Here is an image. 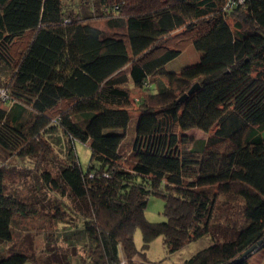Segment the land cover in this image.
<instances>
[{
    "label": "trees",
    "instance_id": "obj_1",
    "mask_svg": "<svg viewBox=\"0 0 264 264\" xmlns=\"http://www.w3.org/2000/svg\"><path fill=\"white\" fill-rule=\"evenodd\" d=\"M225 5L0 0V149L46 155L59 131L66 157L43 184L73 207L56 197L49 217L80 220L58 230L64 247L46 237L45 258L11 248L0 264H133L137 228L142 255L157 236L168 252L209 236L181 264H250L264 249V0ZM185 44L196 60L168 67ZM131 86L142 92L134 108ZM103 88L119 100L101 98ZM192 128L205 136L184 152ZM75 141L90 149L85 169ZM186 154L196 155L193 171ZM6 175L0 161V242L13 244L14 219L38 215L40 199L24 200ZM151 195L163 199L157 222L145 217Z\"/></svg>",
    "mask_w": 264,
    "mask_h": 264
},
{
    "label": "rangeland",
    "instance_id": "obj_2",
    "mask_svg": "<svg viewBox=\"0 0 264 264\" xmlns=\"http://www.w3.org/2000/svg\"><path fill=\"white\" fill-rule=\"evenodd\" d=\"M97 21V20H96ZM103 28V22H96ZM183 53L175 58L168 67L175 68L179 66H184L186 64L192 63L198 57V52L190 44H185L182 46ZM130 98L129 103L132 104L133 108L136 105L135 100L141 95V90L137 89L134 86L130 87ZM100 97L104 100H119L118 97L111 95L106 88H103L100 93ZM132 111V110H131ZM137 111L132 112L133 115H137ZM189 134H193L194 137H201L202 132L194 129L187 131ZM51 151L49 154L40 155L39 157H17L15 155H9L4 158V153L0 149V161L3 162V166L6 168V182L8 186L12 188H17L20 191V194L24 200H32L36 197L40 199V204L38 206L40 213L28 220L14 219L13 226L16 234L14 243L12 242H0V257L7 254V249L15 248V250L26 251V252H35L40 255L42 251L40 250L45 247L49 249V246H46L45 239L49 240L50 237H58L57 240L60 245L64 247V238L62 233L58 230L68 231L67 227L75 226L80 223L76 214L71 217L68 215V221L64 224L56 225L50 220L51 206L53 205V200H56V197H63V200L66 201L69 207H73V201L69 200L66 196H61L58 191L50 190L43 183L42 173H50L53 177L57 176L58 166L62 164L65 160L68 141L61 135L59 131L54 133V136L48 140ZM186 138L182 141V147L184 152L187 151ZM74 149L77 155V158L80 162L82 168H86L89 159H90V149L88 146L82 142L75 141ZM37 158V159H36ZM186 168L192 171L195 168L196 155L189 154L184 155ZM191 171V172H192ZM190 172V173H191ZM58 200V198H57ZM82 208H85L81 204ZM162 208H163V199L161 197L151 195L148 197L147 205L145 209V217L147 220L152 222H157L162 220ZM232 209V208H231ZM232 220H238L239 216L237 214V209L234 207L232 210ZM220 213L224 215L227 213L226 208L222 207ZM57 227V228H56ZM54 229V230H53ZM209 237V236H208ZM203 237L198 240L189 242L187 245L183 246L179 250L168 252L164 246L161 236L153 238L145 253L142 255V237L141 231L139 228L135 229L133 233V241L138 250L133 256V264H181L182 261L190 256L192 253L197 251L199 248L205 246L209 238ZM55 243H53L54 245ZM77 251L81 252V249ZM42 258H45L46 255H40ZM124 263V261H122ZM250 264H264V249L258 250L253 253L252 257L249 258ZM27 263L32 264L28 261ZM129 264V263H127Z\"/></svg>",
    "mask_w": 264,
    "mask_h": 264
},
{
    "label": "crops",
    "instance_id": "obj_3",
    "mask_svg": "<svg viewBox=\"0 0 264 264\" xmlns=\"http://www.w3.org/2000/svg\"><path fill=\"white\" fill-rule=\"evenodd\" d=\"M107 90V89H106ZM108 91V90H107ZM194 129H197V128H192V129H189V130H187V131H190V130H194ZM197 130H199V129H197ZM187 131H185V132H183L182 133V138H183V140H185V138H186V145H188L187 146V148H191V146H192V143L194 142V140H196V139H199V138H203L205 135H204V133L202 132V136L201 137H194V135L193 134H189V133H187ZM200 131V130H199ZM28 262V261H27ZM24 263V264H29V263ZM32 264H34V263H32Z\"/></svg>",
    "mask_w": 264,
    "mask_h": 264
},
{
    "label": "built area",
    "instance_id": "obj_4",
    "mask_svg": "<svg viewBox=\"0 0 264 264\" xmlns=\"http://www.w3.org/2000/svg\"><path fill=\"white\" fill-rule=\"evenodd\" d=\"M243 0H226V5L225 7L227 9L231 8L233 5L237 4V3H242ZM0 95L3 99H5L7 97V95L2 91L0 90ZM123 261V260H122ZM121 261V264H123V262Z\"/></svg>",
    "mask_w": 264,
    "mask_h": 264
},
{
    "label": "water",
    "instance_id": "obj_5",
    "mask_svg": "<svg viewBox=\"0 0 264 264\" xmlns=\"http://www.w3.org/2000/svg\"><path fill=\"white\" fill-rule=\"evenodd\" d=\"M198 87V83H194L191 87H190V89L188 90V92L187 93H185V94H183L181 97H180V99L181 100H183L185 97H186V95L188 94V93H191L195 88H197ZM260 242V241H259ZM252 248H254V245L252 246V247H250L248 250H251ZM247 250V251H248Z\"/></svg>",
    "mask_w": 264,
    "mask_h": 264
}]
</instances>
